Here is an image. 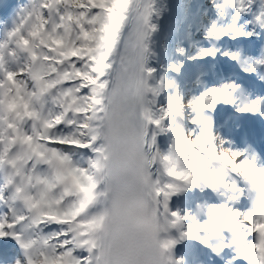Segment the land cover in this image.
Instances as JSON below:
<instances>
[{"label":"snow or ice","instance_id":"6c2138e0","mask_svg":"<svg viewBox=\"0 0 264 264\" xmlns=\"http://www.w3.org/2000/svg\"><path fill=\"white\" fill-rule=\"evenodd\" d=\"M0 264H264V0H0Z\"/></svg>","mask_w":264,"mask_h":264}]
</instances>
